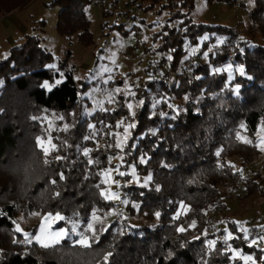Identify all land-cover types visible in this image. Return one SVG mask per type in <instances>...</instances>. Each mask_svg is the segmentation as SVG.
<instances>
[{
  "label": "trees",
  "instance_id": "trees-1",
  "mask_svg": "<svg viewBox=\"0 0 264 264\" xmlns=\"http://www.w3.org/2000/svg\"><path fill=\"white\" fill-rule=\"evenodd\" d=\"M138 1L144 4L142 11L158 3ZM177 1L179 8L168 19L175 23L151 32L155 44L151 51L166 56L160 62L172 57L167 73L173 80L168 84L165 76L143 82L139 98L145 104L135 110L137 126L118 155L124 156L126 167L136 165L138 176L133 181L127 174L120 187L129 218L111 219L102 229L94 228L85 245L74 242L73 236L50 246L29 243L16 231L14 219L17 214L41 212L86 222L92 211L114 209V201L100 196L104 185H97L98 173L115 163L108 148L92 138L89 124L102 120L113 124L124 110L86 115L80 93L88 83L76 78L68 65L70 51L57 58L54 68L46 67L52 55L36 34L23 35L0 58V264H241L231 251L251 254L255 264H264V242L249 246L242 238L243 232L226 212L228 194L223 191L233 192L241 185L245 193L264 198V178L256 181L241 170L258 155L253 136L258 126L264 128V0H252L247 27L241 25L240 30L194 20L190 13L196 0H168V4ZM27 2L0 0V15ZM91 2L53 0L59 7L56 33L67 38L75 34L83 46L92 43L85 9ZM205 35L210 39L204 41ZM211 43L218 45L207 50L205 60L178 67L190 45H198L200 55ZM241 67L244 75L237 71ZM58 77L61 83L51 90L41 86ZM238 131L252 143L238 140ZM45 136L53 138L58 151L45 155L38 147L37 138ZM230 157L239 159V167L227 162ZM149 175L152 182L147 187L137 182ZM180 205L186 207L181 214ZM219 223L225 228L215 229ZM226 229L234 238L226 240ZM213 240L216 243L209 247Z\"/></svg>",
  "mask_w": 264,
  "mask_h": 264
},
{
  "label": "rangeland",
  "instance_id": "rangeland-1",
  "mask_svg": "<svg viewBox=\"0 0 264 264\" xmlns=\"http://www.w3.org/2000/svg\"><path fill=\"white\" fill-rule=\"evenodd\" d=\"M52 1L28 0L25 5L14 10L11 14L0 15V58L6 54L9 46L21 41L25 34H36L40 40V45L51 53L52 61L46 67L54 68L57 58L62 57L64 51L68 49L70 51L68 65L72 67L75 77L88 83V86L80 93V96L84 98V113L90 115L95 110L120 109L119 107L124 110V113L113 124L102 120L93 124L96 126L95 128H90L92 138L96 140L97 145L108 148L111 153V161L115 163V166L120 165L121 159L118 156L119 151L115 147V140H123V127L133 123L125 100L129 87L131 86L132 91L136 93L134 97H131L132 111L135 112L141 106L139 101L144 100L143 97L139 98V96H142L139 94L141 92L140 88L144 87L142 85L144 81L153 80L155 77L162 79L165 76H169L167 79L168 84H171L173 80L171 79L172 73H167L168 56V60L161 63L159 60L161 56L165 58L166 56L151 51L155 46L151 41V32L160 29L164 24L171 25L175 23V21H169L168 19L175 9L179 8V2L177 1L174 6H171L168 4V0H157L158 3L153 6L152 10L142 11L141 7L144 4L139 3L138 0H92L85 7L90 20L89 32L92 43L83 46L77 41L75 34L67 38L56 33L54 24L59 7L52 4ZM252 4V0H229L228 2L214 0L209 3L196 0L194 10L191 11L190 15L194 20L225 23L236 26L240 30L241 25L247 27L245 18ZM180 9L181 11L185 10L184 8ZM149 23H152V26H148ZM216 45L218 44L211 43L208 49L200 51V55L198 54L199 46L190 45L187 56L182 57L178 67H188L190 63L199 59L205 60L204 53L209 49L214 51L213 48ZM157 64H159V67L156 66ZM106 68L111 71L105 72ZM109 76H111V80H109ZM57 80H61V77L55 78L51 82L44 81L41 86L48 89L45 85L49 87L56 85L54 82ZM117 88L121 89L119 94L115 92ZM146 91H148L146 92L148 97L152 98L153 92L149 88ZM109 93L113 95L116 102L108 103ZM120 121H124L122 127L116 128L115 125ZM90 125L92 124L90 123ZM105 125H108V127H105ZM109 133H115L116 135H109ZM253 137L258 155L252 162L245 164L241 170L248 177L260 181L262 177L264 178V151L261 150L264 147V128L258 126ZM258 144L259 146H257ZM227 162L236 168L239 167L240 161L237 157H230ZM123 163L124 167L120 171H125L131 175V165L126 167L127 162L124 161ZM115 166L111 168H115ZM126 175L119 176L116 172H113L108 180L110 190L119 192L122 199H125L122 196V191L113 181H117L119 185L125 184L127 182ZM131 176L133 181L138 178L137 174ZM140 179L143 181L145 177L141 176ZM260 184L262 186V183ZM235 190L229 192L223 189L228 194L226 198L228 210L226 212L235 222H239L240 229L252 230L250 238L264 234L260 230V226L264 225V198L260 193H245L241 185H238ZM112 201L116 203L114 209L105 213L92 211L86 222H81L77 218L57 220L55 214H53L47 223L52 226L53 230H69L72 224L76 223L78 225L77 233L86 236L88 243L89 236L93 233L94 228L102 229L111 219L129 218L128 210L125 208L126 204L121 203L120 200ZM185 210L186 207L180 205L177 212L181 214ZM94 213L96 215H93ZM48 214L41 212L17 214L14 219L15 227L19 224L22 230L21 233L38 235L40 234L39 228L45 222ZM89 223L93 225L91 230L87 227ZM218 227L225 228V225L223 223L216 224L215 229ZM236 227H238L237 223ZM31 229H34L32 233H30ZM225 234L227 235L226 232ZM81 235L72 233L65 237L73 236V241L78 243L77 241L81 239ZM87 243L78 244L85 245ZM261 243L257 242L256 244ZM37 244L46 245L47 241L42 240ZM231 255L237 257L239 263L243 264L245 262L243 256H238L234 251H231Z\"/></svg>",
  "mask_w": 264,
  "mask_h": 264
},
{
  "label": "snow or ice",
  "instance_id": "snow-or-ice-1",
  "mask_svg": "<svg viewBox=\"0 0 264 264\" xmlns=\"http://www.w3.org/2000/svg\"><path fill=\"white\" fill-rule=\"evenodd\" d=\"M202 39L204 41H207V40L210 39V37L208 35H205ZM219 43H223V40H220ZM210 51H211V49H209V52ZM204 55L207 56L208 52H205ZM168 59H172V57H168ZM231 67L232 66L229 65V68L226 69V70H230ZM110 71H111L110 69H107V68L105 69V72H110ZM216 71L219 72L221 70L220 69H216ZM237 71L239 72L240 75H244L245 74L244 73V69L242 67L238 68ZM109 80H111V76H109ZM105 82L107 83L108 81H105ZM54 83L55 84H59V83H61V81L57 80ZM45 87L48 88V90H51V88L48 85H45ZM238 88H239V86L237 85V90H238ZM115 92H116V94H119L121 92V89L117 88L115 90ZM135 95H136L135 91H132V87L130 86L129 90H128V95L125 97V100H126V107L129 109L130 117L133 120H134L136 114H135L134 111H132L133 110V103H132L131 97H134ZM114 102H116V101L114 100L113 95L111 93H109L108 103L112 104ZM139 104L140 105H144L145 101L144 100H140ZM102 110L109 111L110 109H102ZM40 119H44V118H40ZM60 119H63V117H61ZM123 123H124V121L117 122L115 127L116 128H121ZM136 126H137L136 123L133 122V123H129L127 125V127H123V140H121V139H116L115 140V147H116V149L119 152H123L124 151L125 147L127 146L126 145V141L129 138L128 134H129L130 130L134 129ZM65 127H67V126H65ZM89 127L90 128H95L96 126L95 125H90ZM105 127H108V125H105ZM241 127H242V130H243V126H241ZM109 135L115 136L116 134L115 133H109ZM235 135H236V138L238 140H241L244 143H252V141H250V140L246 139L245 137H243L241 135V132H239V131L236 132ZM86 139H87V137H86ZM37 145L45 153V155H48L50 150L52 152L58 151V147L53 142V138L51 136H45V137H42V138H37ZM257 146H259V144ZM109 147H111V145H109ZM261 150L264 151V147H262ZM83 154L85 156H88L89 155V151L85 150L83 152ZM220 154H221L220 151L216 152V155L218 157L220 156ZM56 158L60 159V157H56ZM120 159H121V164L120 165L115 166V168H106V169H104V170H102V171H100L98 173L101 176V180L98 183L97 187L100 188L101 185H105V187L102 188L101 191H100V196L102 198H104L105 200H120L121 203L127 204L128 201L126 199H122L119 192L111 191L110 187L108 186V180L111 177L113 172H116V174L119 175V176H124V175L127 174L125 171H120V169L122 167H124V163H123L124 162V156H120ZM144 159L145 158L142 157L141 158V162H143ZM88 162H89V164H93L94 163L93 160H89ZM131 167H132L131 175H135L136 174L135 173L136 165H132ZM61 179H63V175H61ZM137 182L141 183L142 186L147 187L152 182V177L149 175L143 181H139L138 180ZM53 183H55V181H53ZM113 183H116L117 187H122V185H119L117 181H113ZM157 190H159V189H157ZM52 215L53 214L49 213L48 216L45 218V222L41 224V226L39 228V233L40 234L33 236L31 234H28V233H22L24 235V237H25V240L27 242H29V243H31L33 241L39 243L42 240H44V241H47V244L45 246H50L52 244L59 243L62 237H65V236H67L69 234L76 233L77 235H81V233H77L78 225L76 223H73L69 230H65V229L53 230L52 226L47 223V221L49 219H51ZM93 215H96V214L94 213ZM155 215L157 217H159L160 213L157 212V213H155ZM55 217H56L57 220H65V217L60 215L59 213H56ZM232 223H237V225H238L237 231H242L243 232V237L242 238L247 240V241H249V246H254L257 242H264V234H262L260 236H254V237L250 238V234L252 232L251 229H247V228L240 229L239 222H232ZM87 227H88L89 230H91L93 228L92 223H89L87 225ZM260 230L262 232H264V225L260 226ZM16 231L22 232L21 228L19 227V224L16 225ZM179 231L183 232L184 229L180 228ZM225 232L227 233L226 240L234 238L232 236V233L229 232L227 229L225 230ZM77 242L78 243H87V237L81 235V239L79 241H77ZM215 243H216L215 240L210 241L209 242V247H211ZM262 251H264V250H262ZM242 258H243L244 261H251V262H253V264H255V258L251 254L244 255Z\"/></svg>",
  "mask_w": 264,
  "mask_h": 264
}]
</instances>
